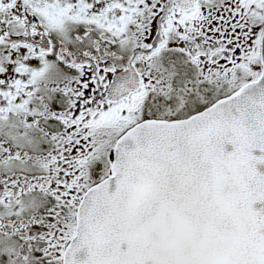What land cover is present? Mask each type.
<instances>
[{
	"label": "snow or ice",
	"instance_id": "6c2138e0",
	"mask_svg": "<svg viewBox=\"0 0 264 264\" xmlns=\"http://www.w3.org/2000/svg\"><path fill=\"white\" fill-rule=\"evenodd\" d=\"M0 264H264V0H0Z\"/></svg>",
	"mask_w": 264,
	"mask_h": 264
}]
</instances>
